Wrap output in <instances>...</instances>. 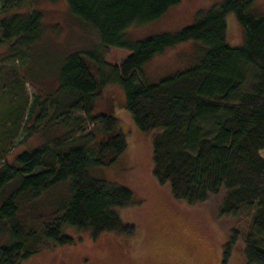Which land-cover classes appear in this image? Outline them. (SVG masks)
<instances>
[{
  "label": "trees",
  "instance_id": "trees-1",
  "mask_svg": "<svg viewBox=\"0 0 264 264\" xmlns=\"http://www.w3.org/2000/svg\"><path fill=\"white\" fill-rule=\"evenodd\" d=\"M37 1L2 0L0 46L8 43L11 52L27 56L39 44L45 27L42 12L33 7ZM65 1L79 22L97 35L98 45L131 53L119 65L108 64L96 50L68 53L61 63L59 97H35L24 126L36 109L46 112L44 124L52 108L57 121L74 109L84 115L74 118L69 131L19 153L15 161L7 156L21 126L16 119L22 118L25 107L11 113L15 125L0 133V232L9 230L0 243V264H20L47 240L73 243L65 225L89 229L94 238L106 232L135 236V225L125 223L118 211L131 205L132 191L92 173L98 166L114 164L128 146L112 101L110 112L95 108L103 89L113 83L121 87L123 106L136 126L152 133L158 181L169 183L173 195L189 204L223 195L217 202L219 217L234 226L224 244L223 262L236 254L246 264H264V14L254 12L256 0H224L200 10L192 24L176 32L139 41L128 39V29L160 18L180 0ZM230 13L245 28L240 46L228 42ZM192 40L204 47L196 65L157 82L145 80L147 62ZM17 79L19 88L22 78ZM89 124L91 130L84 132ZM41 126L33 123L27 130L36 132ZM95 131L99 138H93ZM69 179L70 197L61 212L40 227L31 225L36 220L22 211Z\"/></svg>",
  "mask_w": 264,
  "mask_h": 264
},
{
  "label": "rangeland",
  "instance_id": "rangeland-1",
  "mask_svg": "<svg viewBox=\"0 0 264 264\" xmlns=\"http://www.w3.org/2000/svg\"><path fill=\"white\" fill-rule=\"evenodd\" d=\"M223 1L180 0L160 18L129 28L128 39L139 41L164 32H176L192 24L200 10H207ZM2 5L0 0V9ZM33 7L43 14L45 33L39 44L27 56L11 52L8 43L0 46L1 134L2 129L14 124L12 119L15 117L11 113H20L19 106L25 107V113H21L22 118L16 119L21 126L7 156L10 161H15L16 156L25 150H32L53 137L61 136L73 127L74 118L84 115L82 111L74 109L65 120L63 118L66 115L57 121L52 115V108L49 110L48 121L44 124L46 112L36 109L32 119L28 121V127L24 126L25 115L35 97L42 95L51 100L59 97L56 91L60 83L61 63L68 53L96 50L111 65L121 64L131 53V50L125 48H103L98 45L97 35L79 22L65 0H39ZM253 9L257 15H263L264 0H256ZM1 16L0 10V18ZM227 23L229 44L242 45L245 41L244 26L234 13L228 15ZM203 54L204 47L193 40L170 47L145 64V80L157 82L190 68L199 62ZM17 77L22 78L19 88L15 84ZM110 100L113 103L112 113L118 117L128 146L114 164L98 166L92 169V173L111 185L125 186L132 191L131 205L119 208L118 211L125 223L135 225V236L106 232L94 238L89 229L79 230L65 225V232L75 238L73 243L58 245L47 240L37 253L20 264H157L158 261L246 264L236 254L226 263L223 262L224 244L228 240L229 231L234 228L229 220L219 217L221 215L217 202L221 201L223 195L219 196L221 198L212 196L209 201L200 204H189L177 199L169 183H161L155 177L152 133L136 126L131 112L123 106L124 95L117 83L103 89L95 101L96 110L110 112ZM47 103L50 105V100ZM33 123L43 126L36 132H29L27 128ZM92 126L93 124L86 125L83 131L89 132ZM95 133L97 134L93 138H99V132ZM54 145L52 143L50 148ZM70 188V179L57 184L37 197L30 210H23L22 215L26 217L29 213L31 219L36 220L31 225L42 226L61 212L63 202L69 200ZM8 233L7 229L0 232V243L6 240Z\"/></svg>",
  "mask_w": 264,
  "mask_h": 264
},
{
  "label": "flooded vegetation",
  "instance_id": "flooded-vegetation-1",
  "mask_svg": "<svg viewBox=\"0 0 264 264\" xmlns=\"http://www.w3.org/2000/svg\"><path fill=\"white\" fill-rule=\"evenodd\" d=\"M157 264H186L185 261H181V262H176V261H172V262H169V261H158Z\"/></svg>",
  "mask_w": 264,
  "mask_h": 264
}]
</instances>
